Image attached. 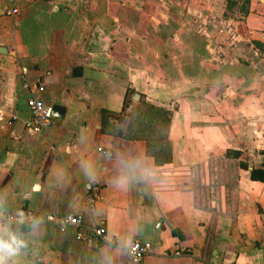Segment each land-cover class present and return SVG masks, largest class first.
I'll use <instances>...</instances> for the list:
<instances>
[{
  "label": "crops",
  "instance_id": "crops-1",
  "mask_svg": "<svg viewBox=\"0 0 264 264\" xmlns=\"http://www.w3.org/2000/svg\"><path fill=\"white\" fill-rule=\"evenodd\" d=\"M248 1L228 17L227 0H0V213L38 216L0 220L26 241L12 264H264V0ZM40 84L65 110L32 131ZM66 214L83 225L47 219ZM132 240L153 243L139 263Z\"/></svg>",
  "mask_w": 264,
  "mask_h": 264
},
{
  "label": "built area",
  "instance_id": "built-area-1",
  "mask_svg": "<svg viewBox=\"0 0 264 264\" xmlns=\"http://www.w3.org/2000/svg\"><path fill=\"white\" fill-rule=\"evenodd\" d=\"M18 12L17 8L7 9V13L14 15ZM24 87L30 88L29 83L24 82ZM44 85H36L31 89L30 95L27 97V106L29 109V117L24 119L22 122L23 127L32 131H42L50 127L56 122V117L52 114V106L45 104L44 100L38 96L35 91H43ZM99 150L106 152L104 149L99 147ZM96 197L94 195L88 196V203L92 208L95 204ZM38 219V216L32 210H26L23 213H0V220L7 222H31ZM47 219L55 222L61 229H65L69 225L81 226L83 225V215L82 214H66V215H47ZM90 231L94 233L95 238L100 240L107 239V230L103 225L93 224L91 225ZM77 236L79 238L86 239L88 234L83 231H79ZM153 247L151 241H140L132 240L127 246V254L129 261L132 263H139L143 258L150 252ZM178 253V251H177Z\"/></svg>",
  "mask_w": 264,
  "mask_h": 264
},
{
  "label": "clouds",
  "instance_id": "clouds-1",
  "mask_svg": "<svg viewBox=\"0 0 264 264\" xmlns=\"http://www.w3.org/2000/svg\"><path fill=\"white\" fill-rule=\"evenodd\" d=\"M25 246L26 241L18 238L7 222L0 223V264H12Z\"/></svg>",
  "mask_w": 264,
  "mask_h": 264
},
{
  "label": "rangeland",
  "instance_id": "rangeland-1",
  "mask_svg": "<svg viewBox=\"0 0 264 264\" xmlns=\"http://www.w3.org/2000/svg\"><path fill=\"white\" fill-rule=\"evenodd\" d=\"M249 8L248 0H227V13L228 17H233L237 15L247 14Z\"/></svg>",
  "mask_w": 264,
  "mask_h": 264
},
{
  "label": "water",
  "instance_id": "water-1",
  "mask_svg": "<svg viewBox=\"0 0 264 264\" xmlns=\"http://www.w3.org/2000/svg\"><path fill=\"white\" fill-rule=\"evenodd\" d=\"M65 108L62 105L54 104L52 105V114L55 117H62L64 114Z\"/></svg>",
  "mask_w": 264,
  "mask_h": 264
},
{
  "label": "trees",
  "instance_id": "trees-1",
  "mask_svg": "<svg viewBox=\"0 0 264 264\" xmlns=\"http://www.w3.org/2000/svg\"><path fill=\"white\" fill-rule=\"evenodd\" d=\"M252 176L253 178H257V179H264V170L254 169L252 171Z\"/></svg>",
  "mask_w": 264,
  "mask_h": 264
}]
</instances>
